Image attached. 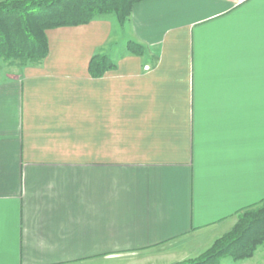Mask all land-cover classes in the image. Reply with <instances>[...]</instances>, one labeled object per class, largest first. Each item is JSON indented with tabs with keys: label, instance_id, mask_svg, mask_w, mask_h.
Instances as JSON below:
<instances>
[{
	"label": "crops",
	"instance_id": "1",
	"mask_svg": "<svg viewBox=\"0 0 264 264\" xmlns=\"http://www.w3.org/2000/svg\"><path fill=\"white\" fill-rule=\"evenodd\" d=\"M112 14L0 58V264H174L264 200V0Z\"/></svg>",
	"mask_w": 264,
	"mask_h": 264
},
{
	"label": "trees",
	"instance_id": "2",
	"mask_svg": "<svg viewBox=\"0 0 264 264\" xmlns=\"http://www.w3.org/2000/svg\"><path fill=\"white\" fill-rule=\"evenodd\" d=\"M143 0H2L0 1V57L22 62L39 61L49 52L47 31L58 27L87 24L94 17L113 13L123 25L133 7ZM140 48L138 50L137 48ZM134 53L142 47L130 43ZM136 48V49H135ZM108 63V65H107ZM114 66L107 55L97 54L90 69L101 75ZM239 223L229 239L206 258L191 264H220L224 256L242 258L264 242V200L239 212Z\"/></svg>",
	"mask_w": 264,
	"mask_h": 264
},
{
	"label": "rangeland",
	"instance_id": "3",
	"mask_svg": "<svg viewBox=\"0 0 264 264\" xmlns=\"http://www.w3.org/2000/svg\"><path fill=\"white\" fill-rule=\"evenodd\" d=\"M109 16L110 17H116L115 14H112V16L111 15H109ZM116 36H117V34L115 33V36L113 38V43L115 41V43H114L115 45L118 44V41H117L118 37H116ZM124 45H125V40L122 39L121 41H119L118 49L120 51L123 50ZM137 49L140 50L139 47ZM101 55H106V54H101ZM112 56H113V53H111V57H109V58H113ZM1 59L3 61L5 60L3 58H1ZM5 63H7L10 66L12 64L19 65L20 63H23V62L19 59H11V60H5ZM4 66H6V65H4ZM3 69H4V67H3ZM11 69H13V67H9L10 71H11ZM239 220H240V218H239V213H238L231 220L230 224L227 227H225L220 232V234L218 236L209 240V244L204 249H202L200 251L198 256L191 258V259L182 260V261L174 263V264H191V263H194L196 261H200V260L206 258L210 254H212L213 252L218 250L225 242H227V240L230 237L229 235L231 234L233 229L236 228L237 224L239 223ZM220 264H264V242L257 244L254 247L251 255L245 256L242 258H237V259L233 258L232 256L227 255V256H224L220 259Z\"/></svg>",
	"mask_w": 264,
	"mask_h": 264
},
{
	"label": "built area",
	"instance_id": "4",
	"mask_svg": "<svg viewBox=\"0 0 264 264\" xmlns=\"http://www.w3.org/2000/svg\"><path fill=\"white\" fill-rule=\"evenodd\" d=\"M234 2L235 5H241L246 3L249 0H232Z\"/></svg>",
	"mask_w": 264,
	"mask_h": 264
}]
</instances>
